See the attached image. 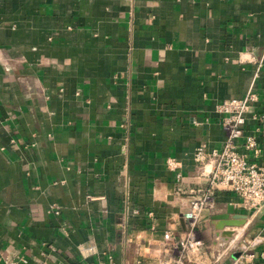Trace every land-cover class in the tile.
<instances>
[{"label":"crops","instance_id":"0c3cea01","mask_svg":"<svg viewBox=\"0 0 264 264\" xmlns=\"http://www.w3.org/2000/svg\"><path fill=\"white\" fill-rule=\"evenodd\" d=\"M263 48L264 0H0V264H158L209 187L195 148L221 147L216 108L250 85L264 165ZM212 201L201 250L232 264L253 238L264 264V202ZM226 205L242 224L216 226Z\"/></svg>","mask_w":264,"mask_h":264},{"label":"built area","instance_id":"2783aa9c","mask_svg":"<svg viewBox=\"0 0 264 264\" xmlns=\"http://www.w3.org/2000/svg\"><path fill=\"white\" fill-rule=\"evenodd\" d=\"M258 66L264 77V48L259 57ZM256 99V93L250 85L241 97L225 99L217 106L219 123L225 133L221 147L205 152L204 147L199 145L193 153L195 161H201L207 157V160L211 162V169L205 175L209 187L189 200L187 224L182 232L166 230L162 233L166 256L158 264H218L216 260H210L205 251L201 250L202 241L196 232L201 211L211 207L213 203L214 189L232 193L248 210H255L264 202V165L250 160L249 155L255 157L259 149L256 147L254 133L244 130L248 105ZM165 164L169 170H177L174 160L167 159ZM175 177H179L178 171ZM128 212L130 215H135L138 209L131 206ZM146 215L151 216L152 213L148 211ZM240 242L245 247L232 264H245L246 261L253 264L254 253L251 246L256 241L253 238H242ZM2 262L3 264H23L24 260L5 257Z\"/></svg>","mask_w":264,"mask_h":264},{"label":"water","instance_id":"95a60500","mask_svg":"<svg viewBox=\"0 0 264 264\" xmlns=\"http://www.w3.org/2000/svg\"><path fill=\"white\" fill-rule=\"evenodd\" d=\"M212 219L217 220V227L223 228L224 226H237L243 223L244 215L232 212V207L226 205L223 213H217L211 216ZM230 231H224V234L229 235Z\"/></svg>","mask_w":264,"mask_h":264}]
</instances>
